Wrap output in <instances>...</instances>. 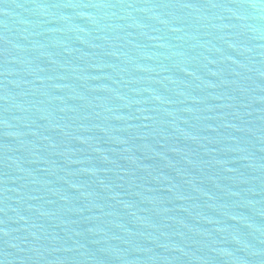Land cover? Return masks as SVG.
<instances>
[{
	"label": "water",
	"instance_id": "water-1",
	"mask_svg": "<svg viewBox=\"0 0 264 264\" xmlns=\"http://www.w3.org/2000/svg\"><path fill=\"white\" fill-rule=\"evenodd\" d=\"M0 264H264V0H0Z\"/></svg>",
	"mask_w": 264,
	"mask_h": 264
}]
</instances>
